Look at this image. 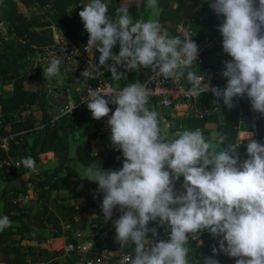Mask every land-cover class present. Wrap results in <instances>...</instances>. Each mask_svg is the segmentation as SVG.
<instances>
[{"label":"clouds","instance_id":"1","mask_svg":"<svg viewBox=\"0 0 264 264\" xmlns=\"http://www.w3.org/2000/svg\"><path fill=\"white\" fill-rule=\"evenodd\" d=\"M143 3L152 15L135 21L128 4L117 9L114 19L106 0H89L82 6L78 15L88 33L85 51L92 56L98 52L99 57L98 63L88 62L80 77L96 79L103 68L119 81L126 72L151 69L164 79L186 78L192 98L210 91L214 105L222 101L232 109L234 98L246 97L252 110L264 116V0H208L213 12L223 17L218 31L222 50L231 57L223 61V88L210 86L203 74L192 70L199 53L192 35L169 36L157 18L158 0ZM117 44L119 51L114 53ZM61 63L50 59L44 75H57ZM149 97L146 84L136 81L103 94L90 90L84 102L93 119L109 117L111 146L123 156L118 170H105L95 161L82 168L85 179L95 182L103 194L105 222L114 209L121 213L114 221L115 238L120 247L133 246L123 264H190L189 238L197 240L205 230L220 238L219 251L236 258L235 264H264V142L247 130L224 147L223 134L206 138L201 128L165 136L158 112L148 107ZM110 104L116 106L114 111ZM241 143L246 146L243 160L236 151ZM96 154L94 149L92 155ZM21 163L29 172L36 171L33 158ZM180 177L183 191L178 194L174 186ZM151 221L170 229L167 241L148 239L149 232L157 236L156 228L148 227ZM12 223L0 215V232ZM202 264L219 261L205 257Z\"/></svg>","mask_w":264,"mask_h":264},{"label":"trees","instance_id":"2","mask_svg":"<svg viewBox=\"0 0 264 264\" xmlns=\"http://www.w3.org/2000/svg\"><path fill=\"white\" fill-rule=\"evenodd\" d=\"M89 0H0V24L4 25L6 34L0 31V83H10L11 91H0V133L16 134L10 142L8 151L0 149V178L5 182L0 195V215H7L13 222L10 228L0 232V264H112L103 257V251L121 250L132 253L133 246L120 247L115 238L114 221L119 218L120 212L113 210V216L108 223L112 229L106 232L100 241L89 249L79 251L75 249L63 257L55 248L51 249V241L65 237V241L79 245L75 233L81 232L85 225L78 219L82 214L90 216L96 226L102 225L105 220L101 210L103 194L97 191V184L88 181L83 176L82 168L95 161L103 169L118 170L122 167L121 152L107 146L100 152L101 159L91 156L89 142L96 138L97 123L89 110L81 114H65L54 120L48 108L46 91L42 87L45 78L41 75H32L24 69L23 60L31 44L45 46L52 42L54 26L58 32L74 42L88 40V33L78 15L84 4ZM108 14L114 19L117 9L122 4L129 5V13L133 20L151 17V11L144 6L143 0H106ZM25 7L37 6L41 13H31L25 16L18 12L17 4ZM160 11L158 20L162 31L169 36H179L182 39L190 35L189 30L196 34L191 39L199 41L205 36L215 37L219 34L218 25L223 17H218L209 7L208 0H158ZM200 14L207 12V16L198 19L197 7ZM118 53L119 45L112 49ZM206 54L216 56L217 61L230 60L220 47L210 49ZM99 57V53L96 52ZM110 63V62H109ZM204 62H195L192 70L202 74L205 70ZM124 72L123 68L118 69ZM152 73L151 69L140 68L137 71L126 72L125 78L115 81L111 73L106 75L112 86L123 88L131 82H139L144 74ZM185 84L190 85L182 77ZM234 107L228 109L222 101L219 110L204 118L187 116L162 115L161 110L152 100L148 107L159 114L161 118L169 120L171 125L167 135L184 129L201 128L206 138L212 134H223L225 142L232 143L238 133L245 130L255 132V139L264 142V116L258 113L257 119H251L247 107L250 104L246 97L235 98ZM37 105L41 114L40 125H36L33 112L23 115ZM115 110V105L110 104ZM214 124L215 129L208 127ZM4 127H8L5 130ZM84 136L85 139H78ZM219 150V149H218ZM241 160L247 159L246 147L243 149ZM53 154V160H46L47 153ZM31 157L35 161L37 172H29L22 159ZM10 162H18L13 168ZM16 181L17 188L8 189V184ZM28 184L35 192L34 201L39 205L21 207L13 198L16 194L26 195ZM183 177H180L174 186L179 194L183 191ZM66 193L59 196V193ZM9 194H11L9 196ZM73 201L76 204H73ZM149 228H156L157 236L148 233V239L153 242L167 241L170 229L159 225L158 221H151ZM101 233V230L99 231ZM219 237H212L209 232L202 231L197 240L189 238L188 247L190 264H202L205 257H212L219 264H235V259L219 251ZM36 243V244H33ZM44 244L45 246H40ZM213 248L217 254L213 256Z\"/></svg>","mask_w":264,"mask_h":264},{"label":"built area","instance_id":"3","mask_svg":"<svg viewBox=\"0 0 264 264\" xmlns=\"http://www.w3.org/2000/svg\"><path fill=\"white\" fill-rule=\"evenodd\" d=\"M196 11L200 12V6L197 7ZM207 12H202L201 15H196L200 20L207 16ZM52 30V42L45 46H38L31 44L26 51L23 64L24 69L29 71L32 75H41L45 78L43 73V68L47 66L50 59L53 57L61 59L62 63L60 66V71L62 75L71 76L77 82V87L73 93L66 88V91H59L55 89L54 97L61 94L66 97V100L57 106L56 113L54 115L50 114L54 120H57L65 114H81L83 111H87V104L84 103L89 95L90 90H96L98 92H103L112 86L109 78L106 75V69H101V74L96 77V79H89L85 81L80 77L81 72L87 67L88 62L98 63V56L94 53V56L88 55L85 51L86 41L74 42L69 38L62 35L56 30L52 25L50 26ZM0 31L5 35L6 29L4 25L0 24ZM189 34L194 38L196 36L193 30H189ZM198 46L199 53L196 62H204L205 70L202 74L205 76V82L210 83V86L223 88L226 86V79L222 77L221 73L224 70L223 61H217L216 56L211 54H206L210 49L215 47H220L222 45V36L219 33L215 37L207 36L205 31V36L199 41H195ZM231 59V58H230ZM140 83H145L149 92V101L152 100L154 104L159 108H169L181 113V116L193 117V118H204L208 117L219 110L218 107L213 104L216 99L210 91L202 93L197 98H192L190 94V89L192 85H187L184 83L183 79H164L162 77H157L153 73L144 74L140 79ZM235 99V98H234ZM51 104V102L49 103ZM73 104L77 107L71 110ZM109 107L113 110L112 106ZM49 109V108H48ZM249 113L251 114V119L254 121L258 117V113L253 111L251 104L247 107ZM111 113H109V116ZM109 117L101 118L97 123V137L91 139L89 142V153L91 156L93 150L97 151L95 157L101 159L100 152L103 151L107 146H111L109 140L110 130L107 126V119ZM8 130V127H4ZM241 132V131H240ZM239 132V133H240ZM238 133V136H239ZM16 134L0 133V149L3 151H8L9 144L15 139ZM237 136V137H238ZM245 143L237 148V154L239 157L243 156ZM10 165L15 168L18 166V162H10ZM15 202L21 206L24 202L20 203L16 199ZM80 232L75 233L74 237L78 238ZM92 246V245H91ZM88 243L85 245L75 246L73 243H68L65 240L59 244L55 250L59 252L63 257H65L70 251L78 249L79 251H85L91 247ZM131 253H124L121 250L114 251H103L102 255L104 258L109 259L112 264H123L126 257ZM86 264H92L91 261H87Z\"/></svg>","mask_w":264,"mask_h":264},{"label":"rangeland","instance_id":"4","mask_svg":"<svg viewBox=\"0 0 264 264\" xmlns=\"http://www.w3.org/2000/svg\"><path fill=\"white\" fill-rule=\"evenodd\" d=\"M17 10L19 13H22V14L25 13L27 15H30L31 13H38V12L41 13V9H39L37 6H30L25 9L21 5H18ZM196 13L197 15H201L199 11H197ZM73 81H74L73 77L65 76V75H62L61 73H58L57 75L51 78H48V77L46 78V83L44 82L42 87L46 91L48 105H49L48 111L50 114L54 115L56 113L57 106L66 100V97L62 96L61 94L57 95L58 97H54L55 89H53L52 87H57L59 91H62V90L66 91V88H69L71 91H75L77 84H75ZM11 87L12 85L10 83H0V91H2L3 93L9 92L8 89H11ZM50 102L51 104H49ZM30 111L33 112L36 125H40L41 114L38 109V106L35 105L33 106V108L29 109L28 111L23 112V115L30 113ZM175 113L177 114L180 112H176L173 109L161 110L162 115L170 114L171 116H176ZM170 125H171V122L169 120L167 121L166 119L161 118V129H162V133L165 136H167ZM208 127L212 130V132L215 129V126L213 124H209ZM77 137L78 139H81V140L85 139L84 136L83 137L79 136V133ZM253 138H255V136H253ZM53 158L54 157L51 152L46 154V160L47 159L53 160ZM37 171H39V168H36L35 172ZM4 185H5V182L0 178V195L2 193V188ZM17 187H18V183L16 181L8 184V189H13ZM10 195L11 194H9V196ZM65 195L66 193H63V192L59 193V196L65 197ZM13 198L15 200L17 199L18 202L20 203L24 202L23 206L19 205L21 207H24V206L38 207L39 206L34 201L35 192L32 190L29 184L27 186L26 195L19 193V194L14 195ZM78 219L82 221V223H84L85 225V228L80 232V236L78 237L79 244L82 246L85 245V243H88L90 246L93 245L94 243H97L98 241H100V238L104 237L106 235V232L112 229L113 227V224L108 223V222H104L102 225L97 227L95 223L91 222L90 216H87V215H81L80 217H78ZM100 230H101V233H99ZM63 240H65V237H59V238L53 239L51 241V249L56 248L59 244L63 242Z\"/></svg>","mask_w":264,"mask_h":264},{"label":"crops","instance_id":"5","mask_svg":"<svg viewBox=\"0 0 264 264\" xmlns=\"http://www.w3.org/2000/svg\"><path fill=\"white\" fill-rule=\"evenodd\" d=\"M18 5H21V6H22L23 8H25V9L27 8V7L23 6V5L20 4V3H18L17 6H18ZM21 14H22V13H21ZM23 15L28 16V15L25 14V13H24ZM73 80H74V79H73ZM49 82H50V81H49ZM73 82H74L75 84H77V82H76L75 80H74ZM53 88H56V87H53ZM11 89H12V87H11ZM11 89H8V90L11 91ZM67 89L70 90L69 88H67ZM70 92L73 93V91H71V90H70ZM175 111H176V110H175ZM176 112H179V111H176ZM175 115H176V116H181V113H177V114L175 113ZM213 125H214V124H213ZM214 126H215V125H214ZM242 133H243V132L241 131V132L239 133V135H241ZM251 133H253V136H255V132H251ZM82 215H87V214H82ZM87 216H88V215H87ZM33 244H36V243H33ZM40 246H45V245H44V244H41Z\"/></svg>","mask_w":264,"mask_h":264}]
</instances>
